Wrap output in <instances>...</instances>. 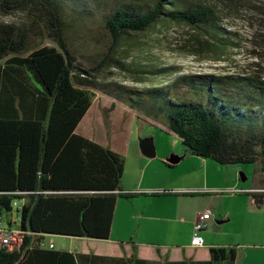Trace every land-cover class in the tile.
I'll return each mask as SVG.
<instances>
[{
	"label": "trees",
	"instance_id": "obj_1",
	"mask_svg": "<svg viewBox=\"0 0 264 264\" xmlns=\"http://www.w3.org/2000/svg\"><path fill=\"white\" fill-rule=\"evenodd\" d=\"M249 1L2 0L8 8L27 9L31 19L0 22V219L25 231L18 247L0 245V264H98L107 258L42 244L46 233L107 239L116 199L129 195L120 190L123 155L75 132L97 92L111 99L102 110L106 126L119 102L167 125L191 154L219 164L255 163L264 175L262 61H254L251 72L177 74L144 89L92 73L113 66L143 73L134 75L141 81L147 73L172 71L125 61L123 45L161 24H184L201 48L222 59L223 51L240 46L238 32L228 27ZM73 28L95 50L82 53L86 64L72 44ZM44 35L56 46L42 45ZM258 47L264 49V40ZM246 193L256 207L264 206V190ZM209 252L208 263L234 264L237 254L234 245L210 246ZM110 259L139 261L135 248L127 259Z\"/></svg>",
	"mask_w": 264,
	"mask_h": 264
},
{
	"label": "rangeland",
	"instance_id": "obj_2",
	"mask_svg": "<svg viewBox=\"0 0 264 264\" xmlns=\"http://www.w3.org/2000/svg\"><path fill=\"white\" fill-rule=\"evenodd\" d=\"M249 2L248 5L242 7L239 13L240 17L232 21L231 25L228 27V29L238 32L241 42L240 46L228 49L225 52L223 51L221 54L222 59H215L216 53L208 52L201 48L196 41L197 37L194 31L184 24H161L147 31L135 33L128 40V44L123 45L125 48L123 52L124 55H126L125 61L139 67L148 64L147 66L167 67L172 69V71L178 69L176 73L172 71L157 75L147 73L141 81H136L134 75L140 76L143 73H132L113 66L104 67L92 73L97 80L123 82L131 85V87L144 89L152 84L168 83L177 74L251 72L253 62L258 60L263 62L261 63L262 69L260 70H264V49L258 47V43L264 40L259 37L261 34L264 35V0H250ZM251 4L260 7L259 9L255 8L252 10ZM10 7V5L9 8L6 7V5L2 4V0H0V22L17 25L29 24L31 14L27 9ZM73 30H75V40L72 41V44L76 47L78 52V60L86 64L87 59L82 57V53L88 54L95 51L93 46L90 45L92 42L84 39L85 34L82 36V33L77 31L79 29L73 28ZM39 41L42 45L56 46V43L46 35L42 36ZM97 48H101V46ZM102 48L104 50L106 49L104 46ZM253 50L262 52V56L256 57L252 55ZM95 94L99 97V106H94L83 125L87 132L90 135H94L95 139L99 142L106 144L114 151H120V154L124 157L125 173L128 174L133 171L134 172L131 174L135 173V160L132 156L135 154L133 148L138 135L142 137H152L153 140H156L159 151L160 148H174L177 149V152L181 153V155L186 156L189 154L190 151L188 147L182 143L181 138L170 130L167 125L150 116L142 115L141 113L136 116L135 111L122 103H116L113 108L114 110L112 109L114 112L111 117V123L106 126L104 124L103 115L101 117L100 112L103 108L107 107L103 105L104 103H106L105 105H110L111 99L105 95H101L99 92ZM126 138L130 140V146H126ZM127 152L128 157L125 158L124 154ZM206 160H208L210 165L208 173L211 181L217 182L219 181L218 178L221 176H223L225 180L232 179V177L236 179L237 188L222 189L221 194L224 196H230V194H235V196L238 197L240 196L239 199L234 201L232 209L230 210L233 221L235 219H239V221H235V223H223L221 225L220 228L226 232V236H221L220 241H225L232 237L234 242L231 245H237V243L243 244L240 247H245V245L249 243H264V238H251L245 228H241L240 230V222L246 211V201L249 199V195L244 191L240 192V188L256 184L258 186H264V175L260 174L255 163L219 164L211 158H207ZM189 165H191V162L187 160L184 161L179 168L182 170L183 167L186 166L184 170H188ZM150 166L147 167V172ZM165 170L166 173L161 174L157 180L162 181L167 178V173L173 174L177 172L176 167H165ZM231 190H233V192ZM261 190L264 189H259L258 191ZM229 203V200H227L226 207H229ZM258 210L260 211L254 214L252 218L249 217V219L253 224V229L263 232L264 206H260ZM17 216L18 212L14 210L12 217L17 218ZM167 228V223L159 224V230L163 231H161L162 236L155 238L158 242L184 241L185 236L181 232L176 238L167 236ZM206 230L207 229H202L200 234H203ZM231 232L232 235H229L228 233ZM81 238L82 237L60 234H46L44 236L45 241L48 242L49 239L56 240V247L63 249H81L82 247L78 245ZM215 238L217 239L218 237ZM237 247H239V245Z\"/></svg>",
	"mask_w": 264,
	"mask_h": 264
},
{
	"label": "crops",
	"instance_id": "obj_3",
	"mask_svg": "<svg viewBox=\"0 0 264 264\" xmlns=\"http://www.w3.org/2000/svg\"><path fill=\"white\" fill-rule=\"evenodd\" d=\"M105 104L103 105L109 106ZM94 106H99L97 95L76 126L75 132L99 142L94 135L87 132L83 125ZM113 110L108 113L109 123H111ZM100 113L102 117V111ZM145 138L147 137L138 135L134 142L133 151L135 154L132 157L135 160V173L131 174L133 171L127 174L123 170L120 190L129 195L118 196L116 199L109 237L107 239L82 237L78 243L82 247L81 249L57 248L56 240L49 239L47 242L44 238L43 246L47 247L49 243H52L53 249L107 257L103 261L97 260L98 264H119L118 261L110 258L127 259L131 256L134 248L136 259L139 261L133 259L132 262L126 264H225V262L208 263L210 261L209 247L215 245L230 246L234 242L232 237L220 241L221 236H226V232L220 227L223 223L239 221V219L233 221L230 210L234 201L240 196H235V194L224 196L221 193L222 189L237 188L236 179L232 177V179L225 180L221 176L218 178L219 181L213 182L209 178L210 165L206 160L207 158L196 156L190 152L186 156L181 155L174 148H160L159 151L156 140H153L152 137L150 138L152 139L154 154L146 156L140 150V142ZM125 142L127 143L126 146H130L129 139L126 138ZM99 143L106 145L102 142ZM116 152L120 153V151ZM124 155L127 158L128 152ZM175 158L178 160L173 161ZM187 160L191 162V165L188 166V170H184L186 166L181 170L180 165ZM148 166L150 167L147 172ZM165 167H176L177 172L167 173L166 179L157 180L161 174L166 173ZM258 187L257 184L243 187L240 188V192L258 191L260 189ZM155 190L164 191L156 192ZM227 200L230 202L229 207H226ZM258 209L259 207H256L249 197L246 201L245 214L240 222V230L245 228L251 238H264V231L260 232L253 229V224L249 219L260 211ZM206 210H210V216L203 228L207 230L200 234L203 244L196 247L191 246L190 240L194 222L197 216ZM160 223H167V236L176 238L181 232L185 236L184 241L158 242L155 238L162 236L161 231H163L159 230ZM228 234L232 235V232ZM238 245L239 247H237ZM242 245L240 243L234 245L237 250L234 264H263L264 243H249L245 247H240ZM93 261L89 263L83 260L81 264H96V260Z\"/></svg>",
	"mask_w": 264,
	"mask_h": 264
},
{
	"label": "built area",
	"instance_id": "obj_4",
	"mask_svg": "<svg viewBox=\"0 0 264 264\" xmlns=\"http://www.w3.org/2000/svg\"><path fill=\"white\" fill-rule=\"evenodd\" d=\"M235 190V189H233ZM233 190H231L233 192ZM156 192H163L164 190H155ZM210 216V211L206 210L201 212L193 225V233L190 240L191 246H201L203 244L202 237L200 235V231L206 226L207 219ZM12 220H16L12 218ZM16 222L15 225H17ZM25 231L21 230L17 226H8L7 224L3 223L2 219H0V245L6 247L8 250H12L15 247H18L19 244L22 242L23 235ZM44 245V243L42 242ZM48 248L53 247L52 243L47 245Z\"/></svg>",
	"mask_w": 264,
	"mask_h": 264
},
{
	"label": "water",
	"instance_id": "obj_5",
	"mask_svg": "<svg viewBox=\"0 0 264 264\" xmlns=\"http://www.w3.org/2000/svg\"><path fill=\"white\" fill-rule=\"evenodd\" d=\"M140 150L142 154L146 156H152L154 154V149L152 146V139L150 137H147L140 142ZM177 160L178 158H175V160L173 161H177Z\"/></svg>",
	"mask_w": 264,
	"mask_h": 264
}]
</instances>
